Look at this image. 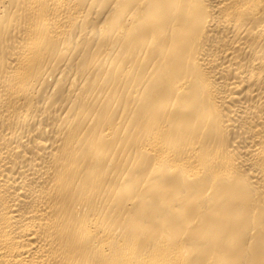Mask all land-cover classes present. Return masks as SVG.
<instances>
[{"label":"bare ground","instance_id":"6f19581e","mask_svg":"<svg viewBox=\"0 0 264 264\" xmlns=\"http://www.w3.org/2000/svg\"><path fill=\"white\" fill-rule=\"evenodd\" d=\"M0 264H264V0H0Z\"/></svg>","mask_w":264,"mask_h":264}]
</instances>
